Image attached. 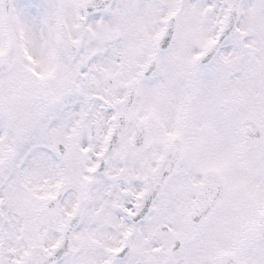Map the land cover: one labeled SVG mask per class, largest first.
Segmentation results:
<instances>
[{
    "label": "snow or ice",
    "instance_id": "6c2138e0",
    "mask_svg": "<svg viewBox=\"0 0 264 264\" xmlns=\"http://www.w3.org/2000/svg\"><path fill=\"white\" fill-rule=\"evenodd\" d=\"M0 264H264V0H0Z\"/></svg>",
    "mask_w": 264,
    "mask_h": 264
}]
</instances>
